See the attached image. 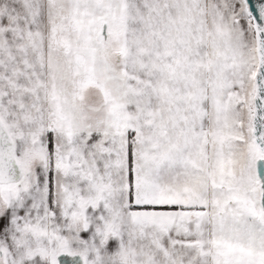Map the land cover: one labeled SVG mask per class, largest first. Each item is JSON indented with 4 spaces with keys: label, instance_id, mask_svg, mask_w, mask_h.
<instances>
[{
    "label": "snow or ice",
    "instance_id": "obj_1",
    "mask_svg": "<svg viewBox=\"0 0 264 264\" xmlns=\"http://www.w3.org/2000/svg\"><path fill=\"white\" fill-rule=\"evenodd\" d=\"M0 264H264V0H0Z\"/></svg>",
    "mask_w": 264,
    "mask_h": 264
}]
</instances>
